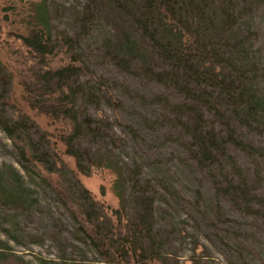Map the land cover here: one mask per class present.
I'll return each instance as SVG.
<instances>
[{"label": "rangeland", "instance_id": "obj_1", "mask_svg": "<svg viewBox=\"0 0 264 264\" xmlns=\"http://www.w3.org/2000/svg\"><path fill=\"white\" fill-rule=\"evenodd\" d=\"M38 1L0 0V264H124L117 256L106 262L78 222L81 187L106 214L120 206L115 173L95 162L82 173L62 141L70 123L28 100L26 83L47 68L21 40ZM45 3L52 32L75 38L76 83L84 85L76 105L96 129L85 126L84 148L93 157L101 148L147 189L159 250L180 264H264V114L241 127L250 147L229 148L224 158L199 165L181 124V96L114 63L104 47L108 25L99 17L87 25L79 18L87 0ZM239 4L238 24L251 33L250 52L259 63L255 81L264 97V0ZM47 61L51 67L68 62L61 54ZM9 120L22 127L13 138L3 130ZM225 180L241 182L244 193H220L215 185Z\"/></svg>", "mask_w": 264, "mask_h": 264}, {"label": "trees", "instance_id": "obj_2", "mask_svg": "<svg viewBox=\"0 0 264 264\" xmlns=\"http://www.w3.org/2000/svg\"><path fill=\"white\" fill-rule=\"evenodd\" d=\"M239 1L87 0L79 15L84 25L95 17L108 25L110 35L104 47L117 66L136 68L181 96L177 107L189 136L190 157L201 166L224 158L229 148L250 147L241 127L258 123L264 114V97L255 81L258 57L250 52L251 33L238 24L242 10ZM50 26L45 0L34 3L21 40L47 68L40 67L35 80L26 83L28 100L42 112L70 123L62 141L82 173H88L91 162H95L116 175L113 189L120 206L110 214L81 187L78 222L84 238L108 263L117 256L124 264L154 260L158 264H180L175 255L159 250L153 200L147 189L139 187L138 178L127 174L117 159L104 157L101 148L93 153L95 157L90 148H84L85 126L96 129L92 128L95 120L84 117V111L76 105L84 85L76 83L81 66L75 65V38L65 32L55 34ZM60 54L68 61L66 64L51 67L46 62L47 57ZM15 124L9 120L3 125L10 138L22 129ZM127 182L131 190L126 195ZM215 186L223 195L236 196L245 191L241 182L233 180Z\"/></svg>", "mask_w": 264, "mask_h": 264}]
</instances>
